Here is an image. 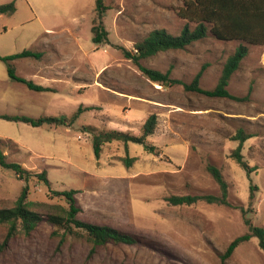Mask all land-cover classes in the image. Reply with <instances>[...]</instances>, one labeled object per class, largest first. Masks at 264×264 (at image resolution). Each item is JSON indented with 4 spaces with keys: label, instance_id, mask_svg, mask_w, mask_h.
<instances>
[{
    "label": "rangeland",
    "instance_id": "obj_1",
    "mask_svg": "<svg viewBox=\"0 0 264 264\" xmlns=\"http://www.w3.org/2000/svg\"><path fill=\"white\" fill-rule=\"evenodd\" d=\"M8 1L0 0V5ZM183 2L105 0L101 23L108 42L103 45L92 42L95 0H16L15 13L0 16V56L23 50L42 52L40 64L57 57L64 62L58 69L67 76L55 85V91L35 93L11 81L0 61V114L69 117L80 106L91 108L71 126H58L53 132L45 126L0 120L5 160L32 173L46 171L49 187L29 178L27 208L43 217L64 215L65 200L51 192L77 190L78 221L107 226L137 240L135 245L96 247L89 254L92 246L82 230L73 225L58 228L42 220L29 235L16 222L2 249L10 223H0V264H221L219 256L229 243L247 232L240 208L252 225L264 228V46L220 41L208 33L183 50L139 60L142 67L169 72L171 79L184 84H190L204 66L199 87L212 90L226 59L244 45L247 55L226 88L238 100L153 83L118 49L132 51L153 30L177 36L187 22L177 15ZM31 62L13 60L17 76L45 85L31 79L23 68ZM41 102L57 106L46 109ZM138 113L156 116L155 130L146 142L158 154H148L132 143L126 152L122 143L111 142L102 146L95 159V133L84 127H93L96 133L115 130L138 136L140 131L134 128ZM238 129L252 135L241 149L248 166L256 168L249 174L230 157L238 146L232 140ZM45 137L48 142L43 143ZM126 155L140 158L137 176L130 177L122 164ZM207 164L220 170L232 207L203 201L172 206L165 200L173 195L219 197ZM24 186L12 171L0 167V209L12 208ZM250 186L256 187L251 202ZM224 264H264L257 239L240 243Z\"/></svg>",
    "mask_w": 264,
    "mask_h": 264
},
{
    "label": "trees",
    "instance_id": "obj_2",
    "mask_svg": "<svg viewBox=\"0 0 264 264\" xmlns=\"http://www.w3.org/2000/svg\"><path fill=\"white\" fill-rule=\"evenodd\" d=\"M104 1L105 0H95L94 3L96 18L93 20L91 32L93 34L92 42L95 45H103L108 42V33L101 23V18L107 10ZM14 12L15 6L13 1L0 5V15L10 16ZM177 15L187 21L177 36H172L164 30H153L143 38L142 41L135 43L132 51H127L119 47L118 49L121 51L123 58L132 61L148 80L163 87L180 85L185 91L195 92L206 97L238 100L236 97L230 95L226 88L231 75L239 68L240 62L247 55V48L244 45H238L234 52L226 59L217 83L212 90H203L199 87V80L204 66L193 77L190 84H184L179 80L171 79L169 77V72L161 73L156 70L142 67L139 64V60L149 58L159 52L183 50L190 44L203 40L208 33L220 41L240 40L251 45L264 46V0H184L182 7L177 11ZM188 23H194V27L190 28ZM41 57V52L23 50L13 55L0 56V61L5 64L7 76L11 81L24 85L32 92H45L49 91V89L18 77L11 64L13 60L17 59L32 58L38 60ZM90 109V107L80 106L69 117L31 118L21 115H0V120L23 123L32 128L44 125L71 126L80 113ZM155 126L156 116L151 114L144 121L138 136L115 130L99 131L96 133V130L90 126L84 127V130L95 133L92 140L93 153L95 159H99L102 146L111 142L122 143L126 152L127 145L132 143L141 145L148 154L157 155V148L146 142L147 137L153 134ZM251 137L252 135L246 134L243 130L238 129L232 136V140L237 141L238 146L230 154L231 159L248 174L255 171L256 168L248 166L241 155V149L243 143ZM135 160L136 158H131L126 155L121 161L122 164L128 168ZM0 167L12 171L19 181L25 183L13 207L9 209H0V223H10L9 233L1 245L2 249L7 244L10 232L14 229L16 222H20L22 230L26 235H29L42 220H45L54 227L65 228L73 225L75 228L82 230L92 246L89 254H92L96 247L105 246L107 244L135 245L137 243V240L133 236L116 229L78 221L76 215L80 212V208L76 205L75 195L79 193L77 190L51 192V195L61 197L65 200L67 210L64 215H48L43 217L30 211L25 202L28 194L27 182L29 178L33 177L46 187H49L46 171L41 170L40 172L32 173L18 163L7 162L1 148ZM205 169L217 184L220 191L219 197L211 195H173L167 197L165 200L172 206H189L198 201H203L207 204L232 207L227 201V183L223 179L220 170L210 164H207ZM255 190L256 187L250 186L248 196L249 202L253 200V193ZM240 212L247 232L229 243L224 252L219 256L221 264H224L240 243L248 241L251 238L257 239L258 249L264 254V228L252 225L250 221L244 217V209L240 208Z\"/></svg>",
    "mask_w": 264,
    "mask_h": 264
},
{
    "label": "crops",
    "instance_id": "obj_3",
    "mask_svg": "<svg viewBox=\"0 0 264 264\" xmlns=\"http://www.w3.org/2000/svg\"><path fill=\"white\" fill-rule=\"evenodd\" d=\"M11 1H15L16 2V0H9L7 3H9V2H11ZM27 2H29L30 3V0H26ZM4 4H6V3H4ZM15 6V5H14ZM15 11H16V9H15ZM15 13V12H14ZM13 13V14H14ZM12 14V15H13ZM12 15H10V16H12ZM0 16H2V15H0ZM6 16V15H5ZM51 22L53 23H55V22H57V21H55V18H51ZM52 26H53V24H52ZM46 31H53L52 29H50V28H47L46 27ZM50 47V46H49ZM52 48H53V46H51ZM50 47V48H51ZM46 49V48H45ZM53 50V49H52ZM55 52V51H54ZM42 53V52H41ZM58 56V55H57ZM42 57H43V55H42ZM42 57L40 58V59H38V60H35V59H32V58H23L24 60H31L32 62H31V64L30 63H26L25 65H23L24 67L23 68H25V70H26V72L27 73H29L30 74V77H31V79H37V80H39V81H41V82H43V83H45V85L44 84H41V85H39V86H41V87H44V88H48L49 89V91H45V92H35V93H47V92H53V91H55L54 90V87H56L55 85H57V84H60V83H63L66 79H67V76L65 77L64 76V74H61V71L58 69V65H60V63H62V64H64V62L63 61H60L57 57L53 60V59H51V60H49L48 62H42V64H40V60L42 59ZM23 59H17V60H23ZM35 62V63H34ZM12 66H13V68H14V70H15V74H16V69H15V67H14V64H13V61H12ZM17 75V74H16ZM19 77V76H18ZM24 79V78H23ZM26 80V79H25ZM28 81H32V80H28ZM33 82V81H32ZM34 83V82H33ZM20 84V83H19ZM35 84V83H34ZM37 85V84H36ZM32 92V91H31ZM134 102L135 103H138V104H141V105H146V106H148V107H150V108H153V109H156V108H159V107H157V106H152V105H150L149 103H145V102H141V101H137V100H134ZM41 103H43L42 105L44 106V108H46L47 106H51L52 107V105H55L56 103H53V102H51V103H49L50 105H48V104H46V103H44V102H41ZM33 105H40L39 103H33ZM57 105H55V107H56ZM47 109V108H46ZM0 115H9V114H0ZM136 116H134V128L136 129V130H138V131H141V127H142V125H143V123H144V121L146 120V118L148 117V115L149 114H145V116L143 117L140 113H138V114H135ZM21 116H25V115H21ZM61 116H65L64 114H62ZM27 117H30V116H27ZM41 117V116H40ZM43 117H58V116H50V115H47V116H43ZM31 118H33V117H31ZM39 118V117H38ZM138 119V120H137ZM137 121H138V123H137ZM47 129V132H50V131H52L53 132V128H56V127H58V126H53V125H51V126H48V125H44ZM44 126H41V127H37V128H43ZM129 126H131V125H129ZM66 127H69V126H66ZM148 138V137H147ZM45 140L43 141V143H45V142H48L47 141V139H46V137L44 138ZM172 152H174L173 150H172ZM145 159H147V158H145ZM185 160V158H183L182 159V162ZM141 162V160H140V158L139 157H137L136 158V160L134 161V163L130 166V167H128V168H126L127 169V171H128V173H129V176L130 177H133V176H137V174H138V168H140V167H138V165H139V163ZM27 168H31L30 166H28L27 164H24ZM26 169V168H25ZM29 170V169H28ZM45 170V169H44ZM147 171H149V169H147ZM121 180V179H120ZM122 180H124V179H122Z\"/></svg>",
    "mask_w": 264,
    "mask_h": 264
}]
</instances>
